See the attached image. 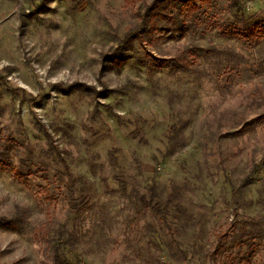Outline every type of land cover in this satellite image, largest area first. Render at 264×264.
<instances>
[{
    "label": "rangeland",
    "instance_id": "374dc122",
    "mask_svg": "<svg viewBox=\"0 0 264 264\" xmlns=\"http://www.w3.org/2000/svg\"><path fill=\"white\" fill-rule=\"evenodd\" d=\"M151 1L0 7V264H264V0Z\"/></svg>",
    "mask_w": 264,
    "mask_h": 264
},
{
    "label": "trees",
    "instance_id": "16d2710c",
    "mask_svg": "<svg viewBox=\"0 0 264 264\" xmlns=\"http://www.w3.org/2000/svg\"><path fill=\"white\" fill-rule=\"evenodd\" d=\"M213 0H152L145 6L144 11L139 14L141 18L142 27L134 36L139 39L144 33H161L167 34V38L178 39L185 36L188 31V21L194 17L205 6L210 5ZM231 7L240 8V0H227ZM228 36H236L244 40L260 41L264 38V23H257L251 28H247L244 31H238L233 29L223 31ZM150 58L157 63V66L162 67L171 62H176L175 58L160 59L153 57L150 53ZM123 56V55H122ZM121 55L114 57L112 62L118 63L122 60ZM8 67H5V69ZM121 187L125 188V183L120 181ZM154 189V187H151ZM141 204L146 208H151L157 212H160L156 203L147 201L143 196L140 197ZM3 222V220H1ZM55 263H58L61 254L55 253Z\"/></svg>",
    "mask_w": 264,
    "mask_h": 264
},
{
    "label": "crops",
    "instance_id": "0c3cea01",
    "mask_svg": "<svg viewBox=\"0 0 264 264\" xmlns=\"http://www.w3.org/2000/svg\"><path fill=\"white\" fill-rule=\"evenodd\" d=\"M3 6V7H7V0H0V7Z\"/></svg>",
    "mask_w": 264,
    "mask_h": 264
}]
</instances>
